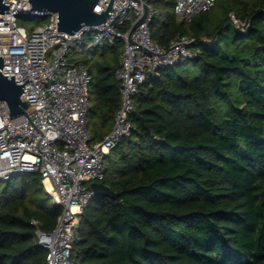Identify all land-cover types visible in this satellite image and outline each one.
I'll use <instances>...</instances> for the list:
<instances>
[{
	"label": "trees",
	"instance_id": "16d2710c",
	"mask_svg": "<svg viewBox=\"0 0 264 264\" xmlns=\"http://www.w3.org/2000/svg\"><path fill=\"white\" fill-rule=\"evenodd\" d=\"M147 1L158 10L153 40L169 47L177 35L192 37L196 56L139 85L131 133L111 149L100 180L118 196H95L80 215L73 258L264 264V0H217L189 22L174 0ZM19 22L32 30L47 18ZM88 42L69 62L92 76L87 119L97 142L121 105L116 70L124 44L99 49ZM189 62L197 75L183 67ZM61 212L39 173L0 181V264H46L35 231L54 230Z\"/></svg>",
	"mask_w": 264,
	"mask_h": 264
},
{
	"label": "built area",
	"instance_id": "2783aa9c",
	"mask_svg": "<svg viewBox=\"0 0 264 264\" xmlns=\"http://www.w3.org/2000/svg\"><path fill=\"white\" fill-rule=\"evenodd\" d=\"M110 0H99L95 10H106ZM107 20L84 26L74 34L58 31L57 13L31 9L29 0H6L9 8L0 13V54L3 75H14L22 84L30 78L21 99L28 103L25 114L11 116L0 104V181L15 174L39 173L52 201L62 206L54 230L36 229V241L47 249L46 264H78L73 258L80 215L95 197L90 187L106 173V157L132 124L134 96L147 77L161 69L189 61L196 56V40L177 35L169 47H162L151 35L150 23L158 10L147 0H114ZM217 0H174L175 12L187 22L215 6ZM148 16L132 34L133 23ZM21 16L46 17L45 24L29 30ZM234 25L246 23L230 14ZM86 39L99 49L124 44L116 78L120 82L121 105L112 129L97 142L88 129L92 76L87 68L70 64V53ZM47 184V183H46ZM50 189V190H49ZM34 223V221H33Z\"/></svg>",
	"mask_w": 264,
	"mask_h": 264
},
{
	"label": "water",
	"instance_id": "95a60500",
	"mask_svg": "<svg viewBox=\"0 0 264 264\" xmlns=\"http://www.w3.org/2000/svg\"><path fill=\"white\" fill-rule=\"evenodd\" d=\"M110 0L106 10L101 13L95 10L99 0H29L31 9L39 11H49L57 13L58 31L74 34L84 26H93L104 23L111 9L113 2ZM9 5L6 0H0V13H4ZM144 14L138 18L130 28L128 41L132 43V34L135 29L142 24L148 16V5H144ZM31 80L30 78L18 84L14 75H3V54H0V100L5 102L8 112L11 116H18L26 113L28 103L21 99L24 87ZM0 110L4 119H7L2 106ZM90 187L94 196H106L116 198L118 195L103 182H92Z\"/></svg>",
	"mask_w": 264,
	"mask_h": 264
},
{
	"label": "rangeland",
	"instance_id": "374dc122",
	"mask_svg": "<svg viewBox=\"0 0 264 264\" xmlns=\"http://www.w3.org/2000/svg\"><path fill=\"white\" fill-rule=\"evenodd\" d=\"M220 12H221V9H220L219 7H217V8L215 9V11H214V15H218ZM88 45H89V46H92V42L89 41V42H88ZM177 67H178V66H177ZM183 67L188 69V74H189L190 76H195V75H197L198 72H199L197 69L194 68L192 62L185 63V64L183 65ZM178 68H179V67H178ZM235 92H236V88H235ZM237 95H238V94L236 93V96H237ZM112 157H113V155H112ZM105 163L107 164V161H105ZM43 185H44L45 190L47 191V188H49L48 185H47L46 183H44ZM49 190H50V189H49ZM47 192H48V191H47ZM51 199H52V198H51Z\"/></svg>",
	"mask_w": 264,
	"mask_h": 264
},
{
	"label": "bare ground",
	"instance_id": "6f19581e",
	"mask_svg": "<svg viewBox=\"0 0 264 264\" xmlns=\"http://www.w3.org/2000/svg\"><path fill=\"white\" fill-rule=\"evenodd\" d=\"M46 183H47L48 187L50 188V184H49V182L47 180H46Z\"/></svg>",
	"mask_w": 264,
	"mask_h": 264
}]
</instances>
